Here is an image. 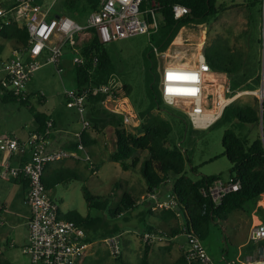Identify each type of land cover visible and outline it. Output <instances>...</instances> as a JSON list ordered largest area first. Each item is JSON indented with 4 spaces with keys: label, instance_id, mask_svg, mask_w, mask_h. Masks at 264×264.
<instances>
[{
    "label": "rangeland",
    "instance_id": "rangeland-1",
    "mask_svg": "<svg viewBox=\"0 0 264 264\" xmlns=\"http://www.w3.org/2000/svg\"><path fill=\"white\" fill-rule=\"evenodd\" d=\"M65 1L44 0L45 5L43 3L42 5L46 10L51 6V11L53 10L56 14L58 10L61 11L60 13H66L62 8ZM226 2H228V8L210 20L183 25L161 55L156 54L153 50L154 46H159L160 30L150 34L136 33L106 43L105 48L114 64L112 81L116 82L119 94L127 97V101L138 115L141 112H147L152 106V91H161V72L165 63L177 60L193 62L195 54H199L203 49L206 51L218 39H223L229 44L230 49L243 55V67L239 72L243 79H252L256 71L260 70L259 61L262 49L259 40L262 38V14L259 18L257 13V18L254 20V13L258 9L256 6L251 8L245 0H226ZM90 14L88 11H80L77 20L85 23ZM178 35H181V41L177 38ZM76 37L79 35L77 34ZM14 46L12 42H6V52H9V47L13 48ZM66 52L63 55L64 70L62 72H59L54 62L46 61L48 54L41 58L44 64L34 74L33 80L26 89L27 104L19 101L4 102L0 97V129L17 136L24 134L25 131L28 132L34 121L31 106L39 110L48 109V102L46 105V102L41 101V96L49 98L50 102L52 101L51 104H58L62 110H67L74 119L82 118L76 107L67 105L65 90L78 88V80L77 65L73 59L71 62V57ZM210 74L221 79V84L226 81L232 82V76L227 72L212 71ZM2 75L3 71L0 69V78ZM125 85L131 86L129 93ZM222 88L219 87L220 90ZM256 89L237 90L242 93L237 95L229 105L226 115L220 117L208 128L195 127L190 117L182 110L185 107L183 104L171 105L163 100L160 106L156 105L153 109L154 112L160 111L171 122L173 130L169 135V141L173 145H180L187 152L190 159L187 161L186 170L193 179H201L204 175L212 174L230 178L233 164L224 154L223 146V136L227 129L235 130L245 139L248 147L257 138H261L264 142V132L260 123L259 99L254 92ZM116 105L121 108H129L127 103L108 101V105L102 103L99 108L93 106L92 109L94 112L101 113L108 120L106 124H109V119L112 116L110 107L113 108ZM248 105L257 109L256 112L250 114L254 117V121L242 120L237 115V112H243L244 107ZM85 115L88 118L92 116L88 109H86ZM102 122L103 120L96 118L91 119V125L101 130L105 127ZM128 127L131 125L128 124ZM129 130L135 132L137 127L132 126ZM101 146L104 148V153L100 159H96L100 170H95L93 164L84 158L80 162L85 168H79V177L62 183L57 194L60 197L59 205L65 215L79 212L83 215L91 214L102 217L96 230L86 229L89 235H95V237L90 253L82 264H116L120 256L130 264H139L148 242L145 238L147 232H152L155 235L149 242L154 246L151 257L153 264H172L182 254H187L191 249L188 236L185 233L177 232V230H167L158 225L163 209L149 195L146 178L141 171V165L143 160L148 157V152L139 150L131 158L133 160L138 157L136 165L125 169L120 162L111 158V153L114 151L111 145L106 147L101 143ZM93 163H95L94 159ZM170 178L160 184L157 189V197L167 199L171 197L176 176L171 175ZM86 188L96 197L111 198L112 206L117 205L125 193L130 191L140 206L128 213L127 217L111 219L107 209L90 207L86 197ZM258 204L264 205V194ZM256 209L250 207L234 211L228 220H218L214 224L211 234L205 240L202 239L217 264H227V261L232 259L243 262L247 255L259 258L257 252H260L264 247V241H254L251 238V229L261 220ZM182 221L183 217L175 220V228H180L179 225ZM117 223L121 226L118 235L122 240V251L118 255L113 254L110 250L107 244L108 236L105 235ZM150 225L155 226L157 230L149 231L148 226ZM7 228H11L10 224L7 225ZM13 254L15 255V264H23L29 260V256L23 253L20 247L13 246Z\"/></svg>",
    "mask_w": 264,
    "mask_h": 264
},
{
    "label": "built area",
    "instance_id": "built-area-1",
    "mask_svg": "<svg viewBox=\"0 0 264 264\" xmlns=\"http://www.w3.org/2000/svg\"><path fill=\"white\" fill-rule=\"evenodd\" d=\"M143 1L102 0L100 9L91 12L85 23L65 14L50 16L51 8L46 10L38 0H17L12 6H0V28L2 21L9 23L12 17L17 15L20 23L26 24L30 32L27 45L14 46L8 57H0V68L5 72L0 82V93L5 94L8 90H14L20 98L27 99L26 85L44 64L41 58L48 54L46 61L54 62L59 72H62L64 70L62 60L67 46L73 50L75 64H85L87 56L83 53V47L91 39L93 28L105 43L136 33L150 34L159 31L160 20L157 12L150 7L142 9ZM174 12L176 17H182L189 14L191 8L176 3ZM261 25L260 85L254 92L259 99L260 123L264 132V0ZM77 34L79 37H76ZM2 41L0 37V43ZM153 50L158 55L163 52L160 46H154ZM97 62L98 58L95 59V64ZM212 71L217 72L203 49L195 62L165 63L161 72L163 100L171 105L183 104L185 107L182 110L197 128H208L213 125L222 116L225 108L242 93L240 91L237 93L230 81L223 84L219 78L212 81L209 76ZM215 82L223 86L222 90L212 85ZM93 91L106 94L103 103L121 96L119 90H114L109 83L93 84L82 89H67L65 93L68 105L76 107L81 113L85 128L90 126V121L84 115L88 98ZM215 106L218 107L214 112L216 116L211 119L209 115ZM126 120H130V117L126 116ZM53 126V119H49L44 130L32 129L26 139L12 133L1 135L0 151L4 152L5 156L0 160V176L5 180L23 178L29 181L27 203L31 207L32 215L29 220V239L22 250L30 256V264H82L93 242L88 239L85 226L61 214L59 202L51 196L45 182L44 174L49 162L76 155L67 149L48 150ZM78 148L85 152L87 159H91L83 139L78 143ZM28 149L31 151L29 160L19 164L11 162L10 156L24 154ZM240 186L241 182L232 178H217L203 186L202 190L219 204L229 192L239 189ZM149 195L157 197V189ZM157 204L164 209L175 208L178 203L172 196L170 199L157 200ZM183 230L191 245L187 252L188 259L200 260L204 264H216L202 238L186 225L183 226ZM154 237L152 232L145 234L148 242ZM251 238L254 241L264 240V222L252 229ZM107 244L113 254L121 253L120 235L108 236ZM232 264H264V250L260 251L259 258L247 256L243 262L233 260Z\"/></svg>",
    "mask_w": 264,
    "mask_h": 264
},
{
    "label": "trees",
    "instance_id": "trees-1",
    "mask_svg": "<svg viewBox=\"0 0 264 264\" xmlns=\"http://www.w3.org/2000/svg\"><path fill=\"white\" fill-rule=\"evenodd\" d=\"M43 3V0H38ZM251 8L255 6L256 10L254 20L262 14V0H245ZM17 0H0V6H12ZM181 3L191 8V12L182 17H176L174 5ZM102 0H66L62 8L66 13L74 19H78L80 11L93 12L100 9ZM142 9L154 8L160 20V38L159 46L165 50L171 41L178 34L183 25L191 23H202L210 20L212 17L225 11L228 8L226 0H144ZM61 11H57V14ZM151 17V13H149ZM262 22V20H261ZM93 35L84 47L83 53L87 56V61L83 65H77L78 88L82 89L89 85H100L109 83L114 90H118L116 82L112 81L114 74V64L110 54L107 52L106 43L102 42L95 28ZM0 37L3 41L0 43V57L6 50V42H12L15 46L27 45L30 38V32L26 24H21L19 17H12L9 23L2 21L0 28ZM261 43V40H259ZM209 62L214 70L227 72L232 76V88L237 91L243 88H257L260 85V70L256 71L252 79H243L240 76V70L243 67V55L240 52L230 49L229 44L223 39L214 41L209 48L206 49ZM98 58L97 64L95 59ZM261 64V60L259 61ZM261 69V65H260ZM128 93L131 86L125 85ZM119 95V94H116ZM153 104L147 112L140 113L141 123L137 127V131L129 130L123 120H119L116 127L117 149L111 153V158L120 162L125 168L129 169L136 165L138 157L131 158L139 151L148 152V157L143 160L141 171L146 178L147 191L154 192L159 188L160 184L170 180L171 175H175L176 179L173 186V196L177 200L175 208H164L163 212L166 218L179 219L183 217L179 232L184 233L183 226L186 225L194 230L203 240H205L212 232L214 224L218 220H228L231 214L238 209H247L250 207L257 208L256 213L264 222V205L258 204L260 198L264 194V143L261 138H257L249 147L246 141L235 130L227 129L223 136L224 154L228 156L233 167L230 170V178L234 181H240L239 189L229 192L221 203H216L210 194L203 192L202 188L217 178H225L220 174L204 175L201 179H193L188 175L186 166L190 159L187 152L180 145H173L169 141V135L173 130L171 122L160 111L154 112L156 105L160 106L163 97L161 91L153 90ZM4 102L19 101L27 104V99H22L14 90H8L5 94H0ZM106 94L100 91H93L88 98L87 103L93 104L99 108L103 103ZM41 101L44 96H41ZM229 105L225 108L221 117L227 113ZM33 115L38 123L37 130H44L48 122V114L31 106ZM257 109L248 105L244 107L243 112H237L242 120L254 121L251 113ZM112 115L120 116L115 112ZM112 120H109L111 122ZM97 125V124H96ZM83 141L85 136L82 135ZM79 174L74 170H65L61 174L59 181L69 182L72 178H78ZM47 188L53 187L57 180L49 181L45 178ZM87 189L86 197L90 207L107 209L111 219H119V217H127L128 213L138 208L139 202L132 192L125 193L122 200L115 206L111 204V198L94 196ZM101 198V199H100ZM67 218L74 219L86 229L96 230L101 216H92L91 214L83 215L79 212H72L66 215ZM120 223V222H119ZM148 230H157L153 225L148 226ZM121 226L117 223L112 229H109L105 235H118ZM95 235H89L88 239L93 242ZM154 246L147 242L143 256L139 264H153L151 257L153 255ZM0 264H12L5 257L3 252L0 253ZM116 264H130L125 261L122 256ZM172 264H202L200 260H190L187 254H182Z\"/></svg>",
    "mask_w": 264,
    "mask_h": 264
},
{
    "label": "crops",
    "instance_id": "crops-1",
    "mask_svg": "<svg viewBox=\"0 0 264 264\" xmlns=\"http://www.w3.org/2000/svg\"><path fill=\"white\" fill-rule=\"evenodd\" d=\"M43 4L45 5V2H43ZM49 8H51V6H49ZM49 15L50 16L55 15L53 10L51 11L50 9ZM65 52L66 54H69V57H71V62H72V59L74 62L75 55L73 53L72 48L70 46H67V48L65 49ZM10 53H11V47H9V52H6L5 50L2 57L6 58L10 55ZM0 69L1 71H3V75L0 78V82H1V79L5 75V72L3 68H0ZM32 80L33 78L27 83L25 90L27 89V86L30 84ZM127 100H128L127 97L122 96V95L115 100H111V101L109 100V102H116V103L124 101L125 103H127L129 107V108H125V107L121 108L118 105L114 106L113 108L110 107L112 112L120 114V116L112 115L109 119L112 121L109 124H106L108 120H106V118L101 113H97L93 111L92 109L93 104L87 103L86 109L90 111L92 116L88 118L86 117V115H84V117L90 121V126L85 128L84 119L82 115H81L82 118L78 119L75 117L76 119H74L73 117L70 116V113L67 112V110L65 109L62 110L60 106L56 103L51 104L52 101L50 102L49 98L47 99L44 97L43 102L44 103L46 102V105L48 102V109L40 110V111H43L48 114L49 116L48 120L53 119L54 121V126L52 129L49 144H48V150L53 151V150H59V149H67L76 154V155L66 156L62 159L49 162L48 165L46 166L45 174H44L45 178L49 181H52L53 179L57 180L56 184L53 187L49 188V191H50L51 196L54 197L58 202H60L59 201L60 197L57 196L58 190L61 187L60 185L65 182V181H59V178H61V174L65 170L68 169V170H74L75 172H78L79 168H85L82 166L80 162L81 160L85 158L86 160L90 161V163L93 164V167L95 170L99 171L100 167L98 166L97 164L98 161L96 159L98 158L100 159V157L104 153L103 152L104 148L101 146V143H103V145L106 147L108 145H111L114 151L117 149L116 127L119 123L118 121L123 120L125 126L128 129H130L132 126L138 127L140 125L141 120H140L139 115L135 112L134 108L131 106V104ZM104 104L108 105V102ZM68 106L72 107L70 105ZM126 116H129L130 120L127 121ZM92 118L103 120L102 124L105 125L104 129L101 130L98 127L94 128L91 125ZM133 118H135V120H133ZM128 124H130L131 127H128ZM32 129L34 130L38 129V123L35 117H34L33 123L30 125L28 132L25 131V133L20 135L19 137L21 139H26ZM6 133H10V132L3 131L2 128L0 129V136ZM82 135L85 136V141L83 142L91 155V159H87L85 157L86 155L85 152L78 148V143L82 139ZM4 156H5V153L0 151V160ZM30 158H31V151L29 149L24 154H13L12 156H10V160L13 164L22 163L24 161L29 160ZM93 159L95 163H93ZM29 189H30V184H29V181L26 179L20 178V179H13V180H5L0 176V253L3 252L5 254V257L9 259L12 262V264H15V261H14L15 253L13 254V246L20 247L21 251L23 252L22 248L28 242V239H29V220L32 215L31 207L27 203V196H28ZM172 196L173 194H171V197ZM166 199L167 198L165 197L159 198V196L154 198L156 202L157 200H166ZM61 214L63 216H66L62 212V210H61ZM160 216H161L159 218L160 224H158L159 227L161 226L162 228H165L167 230H172V231L177 230V232H179L178 231L179 228L177 227L175 228L174 226L176 225L175 224L176 219L166 218L163 211ZM8 224H10L11 228H7ZM261 250H264V247H262ZM257 253L260 257V252H257ZM247 256L254 257V255H247ZM86 257L83 259V262H85ZM255 258H258V257H255ZM233 260L239 261L238 259H232L231 261H227V264H232ZM30 263H31V258L29 256V260L27 262H24L23 264H30Z\"/></svg>",
    "mask_w": 264,
    "mask_h": 264
},
{
    "label": "bare ground",
    "instance_id": "bare-ground-1",
    "mask_svg": "<svg viewBox=\"0 0 264 264\" xmlns=\"http://www.w3.org/2000/svg\"><path fill=\"white\" fill-rule=\"evenodd\" d=\"M179 37H177L178 39H180V41L182 40V37H181V35H178ZM206 36V35H205ZM203 41H204V39H203ZM175 51V50H174ZM201 53V52H200ZM199 53V54H200ZM199 54H195L194 55V57H193V59H194V61L193 62H195V60L196 59H198L199 58ZM169 55V54H168ZM172 58V57H171ZM170 61V60H169ZM173 62H184V61H180V60H177V61H173ZM185 63H191V62H185ZM218 72V71H217ZM210 76V78L212 79V81H216L217 80V78L216 77H214V76H212L211 74L209 75ZM212 85L214 86V87H223L221 84H219V83H216L215 82V84H213L212 83ZM246 92V91H245ZM126 99V98H125ZM224 99V97L222 96V100ZM124 102V101H123ZM125 103V102H124ZM217 106H215L214 107V110H212L211 112H210V115H209V118H211V119H213V118H215V116H216V114L214 113L215 112V110H217Z\"/></svg>",
    "mask_w": 264,
    "mask_h": 264
}]
</instances>
